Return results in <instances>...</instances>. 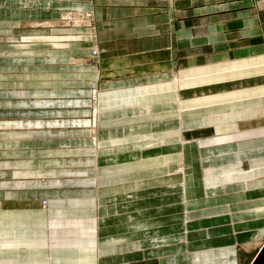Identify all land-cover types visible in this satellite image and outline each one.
<instances>
[{
    "label": "crops",
    "instance_id": "crops-1",
    "mask_svg": "<svg viewBox=\"0 0 264 264\" xmlns=\"http://www.w3.org/2000/svg\"><path fill=\"white\" fill-rule=\"evenodd\" d=\"M80 10L98 58L79 31L40 40ZM263 245L264 0H0V264H252Z\"/></svg>",
    "mask_w": 264,
    "mask_h": 264
},
{
    "label": "rangeland",
    "instance_id": "rangeland-1",
    "mask_svg": "<svg viewBox=\"0 0 264 264\" xmlns=\"http://www.w3.org/2000/svg\"><path fill=\"white\" fill-rule=\"evenodd\" d=\"M90 13L86 11H62L60 15L56 18H53V20H50L47 25H41L38 26L39 29L45 30L44 34L45 36H41L40 40H42L45 44H50L52 45L49 40L50 38L53 39H59L60 37H65L64 32H69L71 31L72 33L75 31H79L82 34V48L80 51H85L86 49L91 48V56L98 58V51L96 47V42H95V26L92 24L91 18H90ZM25 29L23 31L24 35L27 33V27H22ZM70 33V32H69ZM49 35V36H48ZM48 36V37H47ZM92 36V41H90V37ZM26 37V35H25ZM59 37V38H58ZM84 37L86 38L84 40ZM23 38V40H22ZM52 39V40H53ZM19 43L20 42H26L24 37H19L18 38ZM17 43V42H14ZM13 43V44H14ZM84 55V53L82 54ZM80 56L78 59H85L84 56ZM97 65L100 67V61L97 59ZM91 97H90V102H91V112L92 114L98 113L99 112V98H98V85L93 83L91 85ZM97 110V111H96ZM180 139V138H179ZM179 141H185V138L180 139ZM247 142V140H236L234 141L235 144H241L244 146V143ZM149 160V159H147ZM203 161V159H201ZM178 168H182V164L179 162L178 163ZM181 175V174H180ZM163 196H166V193L163 194ZM43 205H46L43 203ZM45 209V207L43 208ZM177 210L182 211V208L178 207ZM184 213V211H183ZM180 215V213H179ZM184 215V214H183ZM182 215L178 216L177 219H180ZM255 253V251H254ZM248 259L243 261L244 264H247Z\"/></svg>",
    "mask_w": 264,
    "mask_h": 264
},
{
    "label": "water",
    "instance_id": "water-1",
    "mask_svg": "<svg viewBox=\"0 0 264 264\" xmlns=\"http://www.w3.org/2000/svg\"><path fill=\"white\" fill-rule=\"evenodd\" d=\"M252 264H264V245L261 248L258 255L256 256V258L254 259Z\"/></svg>",
    "mask_w": 264,
    "mask_h": 264
},
{
    "label": "bare ground",
    "instance_id": "bare-ground-1",
    "mask_svg": "<svg viewBox=\"0 0 264 264\" xmlns=\"http://www.w3.org/2000/svg\"><path fill=\"white\" fill-rule=\"evenodd\" d=\"M177 173H182L181 174L182 176L185 175L184 170L182 168H178Z\"/></svg>",
    "mask_w": 264,
    "mask_h": 264
}]
</instances>
